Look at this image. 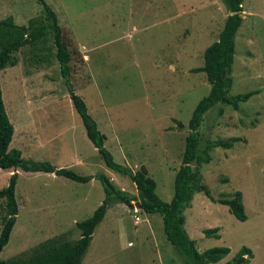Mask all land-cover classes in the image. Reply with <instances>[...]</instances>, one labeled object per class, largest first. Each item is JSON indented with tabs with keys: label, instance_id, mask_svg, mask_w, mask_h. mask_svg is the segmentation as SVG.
<instances>
[{
	"label": "rangeland",
	"instance_id": "obj_1",
	"mask_svg": "<svg viewBox=\"0 0 264 264\" xmlns=\"http://www.w3.org/2000/svg\"><path fill=\"white\" fill-rule=\"evenodd\" d=\"M55 13L69 52V83L113 161L132 172L144 167L155 194L168 202L173 177L190 130L196 103L207 95L204 49L217 40L228 14L221 0H43ZM234 36L229 95L253 93L238 109L217 103L196 130L199 147L213 148L199 166V184L184 210L183 229L198 252L225 247L215 264L231 261L245 247L248 264H264V0H243ZM43 17L36 0H0V24L26 26ZM51 39L25 44L12 54L15 65L0 71L1 98L13 133L9 149L27 163H47L79 176H105L128 203L111 200L94 229L80 264H184L165 240L161 217L138 207L134 185L107 169L85 136L58 72ZM220 110V112H219ZM16 173L17 215L5 261L26 262L50 240L73 243L75 223L89 218L104 199L98 180L69 179L20 169L0 170V189ZM240 192L246 219L237 221L217 203ZM4 203L0 202V222ZM135 217L138 222H135ZM216 228L218 238L205 237Z\"/></svg>",
	"mask_w": 264,
	"mask_h": 264
},
{
	"label": "trees",
	"instance_id": "obj_2",
	"mask_svg": "<svg viewBox=\"0 0 264 264\" xmlns=\"http://www.w3.org/2000/svg\"><path fill=\"white\" fill-rule=\"evenodd\" d=\"M221 1L228 12L222 29L217 40L204 49L202 66L193 69L195 73L205 74L210 88L207 95L196 103L187 123L190 132L185 137L181 162L173 177V194L168 202H163L157 197L155 183L147 177L144 167L132 172L129 168L116 164L111 154L104 148L105 136L97 129L95 121L87 113L83 100L73 93L70 86L68 66L70 55L61 40L56 15L50 7L43 0H36L43 12L42 19L29 21L26 26L19 27L14 26L10 21H3L0 24V71L15 65L12 54L23 45L44 42L46 37L51 39L59 75L68 85L69 100L81 121L86 138L107 169L128 178L134 185L139 209L145 214H158L161 217L165 240L182 256L184 264H215L229 253V249L225 247H214L198 252L194 242L188 238L183 229L185 219L183 212L190 206L194 193L201 192L213 201L206 186L198 183L200 164L209 162L208 152L211 149H229L231 147L230 142L221 140L206 141L203 146L199 147L196 130L200 126L203 115L217 103L231 106L237 110L240 103L246 102L253 95L251 92L234 96L228 94L232 83L230 72L234 53V36L241 24L240 14L243 0ZM12 133L13 128L5 114L0 89V170L17 168L23 172L53 174L77 183H86L95 179L102 186L104 199L89 218L75 223L80 234L73 243L50 240L39 245L26 262L0 259V264H80L94 229L105 215L108 203L111 200L128 203V199L120 191L114 190L110 181L103 175L79 176L68 169L54 168L47 163H27L21 158L18 150L9 149ZM15 181L16 173H12L7 185L0 189V202L4 203V215L0 222V252L8 242L17 215L14 198ZM217 203L226 206L228 212L237 221H245L246 216L240 192H234L229 199H219ZM216 231V228L207 229L204 231V235L205 237L218 238ZM249 258L250 251L242 247L231 261L224 264H248Z\"/></svg>",
	"mask_w": 264,
	"mask_h": 264
},
{
	"label": "built area",
	"instance_id": "obj_3",
	"mask_svg": "<svg viewBox=\"0 0 264 264\" xmlns=\"http://www.w3.org/2000/svg\"><path fill=\"white\" fill-rule=\"evenodd\" d=\"M135 222H138V219L135 217Z\"/></svg>",
	"mask_w": 264,
	"mask_h": 264
}]
</instances>
